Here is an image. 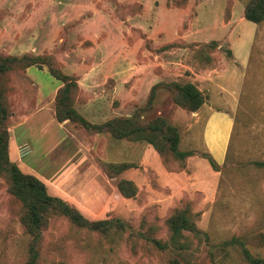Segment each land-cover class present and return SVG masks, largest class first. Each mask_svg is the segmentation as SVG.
<instances>
[{"label":"rangeland","instance_id":"rangeland-1","mask_svg":"<svg viewBox=\"0 0 264 264\" xmlns=\"http://www.w3.org/2000/svg\"><path fill=\"white\" fill-rule=\"evenodd\" d=\"M83 1L90 5L92 0ZM100 2L103 5L110 0ZM248 2L191 0L190 14L181 26L182 33L201 31L211 38L222 37L221 44L219 42L213 51L212 61H204L209 70H214L213 75H220L212 89H204L205 109L229 112L234 120L231 127L224 122L214 124L224 130L223 139L228 140L218 170L210 164L205 145L207 113L200 112L188 120L181 118L175 109L187 110L174 103L166 90L159 93L155 109L148 114L163 115L178 124L182 133L180 147L194 151L185 166L177 161L166 171L161 156L147 143L112 139L109 135L100 138L97 136L100 134L92 136L84 129H73L71 124L69 131L60 129L59 122L49 116L50 111L45 122L48 131L43 130V123H36L38 127L30 132L33 123L12 128L20 124L22 100L19 90L13 96L12 159L24 171L45 181L50 194L74 203L89 219H120L125 224L114 225L106 232L90 230L51 211L43 229L39 264H251L241 245L223 244L233 236L242 237L253 255L264 257V168L255 164L264 160V22L246 19ZM58 4L59 0H0V53L21 56L28 52H47L55 54L61 62L59 55L72 51L78 43L73 44L69 39L74 27H64L61 19L51 20L59 13ZM187 6L169 5L164 9L160 3L153 11L156 16L163 14L165 19L175 18L174 13ZM43 13L48 20L33 26L32 21L37 23ZM28 19H31L29 23ZM228 38L234 40L237 56ZM90 43L86 40L80 51L86 52ZM189 61L197 62V59L192 55ZM25 75L26 71H14L13 83L24 84ZM38 78L44 90L51 89L52 81H56L50 74L39 73ZM109 82L112 86L114 80ZM142 94V90L137 91V96L144 101ZM116 101L114 106L104 107L106 111L99 118L132 115L138 108L137 102L121 109ZM31 104L29 110L36 108ZM76 107L85 113L81 104L76 103ZM101 120L93 122H103ZM27 138L26 143L20 142ZM100 158L138 163L121 175L136 180L139 187L136 196L126 198L119 192L118 178L105 173ZM185 206H190L191 217L203 234L187 232L178 242L185 246L180 256L155 248L148 240L151 237L176 246L166 221L173 209ZM21 214L22 204L9 192L8 183L0 176V264H25L29 259L33 236L26 229Z\"/></svg>","mask_w":264,"mask_h":264},{"label":"crops","instance_id":"crops-1","mask_svg":"<svg viewBox=\"0 0 264 264\" xmlns=\"http://www.w3.org/2000/svg\"><path fill=\"white\" fill-rule=\"evenodd\" d=\"M125 1L128 2L124 3V0H118L124 6L141 4L142 10L136 13L129 12L125 18H121L116 12L117 2L113 0H110L111 4L105 2L103 5L100 0L97 2L92 0L90 5L83 4V0H74L69 3L66 0H59L57 6L59 13L57 17H52L51 19L56 22L61 19L64 27H74L70 32L71 36L69 39L73 44L76 42L78 44L72 48V51L67 50L60 54L59 59L66 73L79 76L81 99L77 101V105L81 104L84 107L85 113H82L87 118L89 116L92 117L93 120L89 118L91 121L98 119L105 121L116 116H108L106 119L99 118L106 111L104 107L114 106L115 100H117L116 103H118L121 109L135 102L144 104L152 86L168 75H174L175 78L172 79L194 82L203 91L205 88L212 89L220 80V75H213L214 70H209L208 63L205 64L204 60L200 61L196 57L195 51L200 45L213 40L220 42L222 37L211 38L204 35L201 31L181 32L184 18L190 14L189 8L191 0L186 8L180 9L175 13L174 11L172 12L177 17L166 19L163 17V14L162 16H156L154 7L158 9L160 3H162V6L166 9L169 7V0H147L145 2L141 0ZM162 12L164 13L165 10ZM31 13L33 15L32 11ZM60 13L62 14L60 15ZM47 17L43 13V15L37 18V23L32 21L31 24H34L33 26L44 24L48 20L46 19ZM40 18L41 21L39 20ZM29 21L31 19H28L27 23ZM79 33L80 39L78 38ZM143 34H146V36H143ZM61 39L64 40L63 36H61ZM228 39L231 43L233 53L237 56L234 44L232 43L234 40L232 38ZM86 40H89L91 43L85 50L86 52L83 53L79 48H82L81 46ZM174 41H181L184 45L161 50L162 46ZM193 43H198V45L192 46ZM74 49L76 52H73ZM192 55L197 59V62L189 61ZM39 73L51 75L46 66L43 68L31 66L26 70L24 84L15 82L21 93L22 100L20 99L19 106L20 124L17 125L18 127L13 126L12 128L18 129L23 125L33 123V126L29 128L30 132L38 127L36 123L38 125L39 123H43V130L48 131L49 126L47 124L45 125V122L48 119L47 113L49 111V116L57 120L55 116V98L63 83L55 79L56 81H52L51 89H45V91L43 82L38 78ZM111 79L114 80V83H112V86H109ZM138 90L139 92L142 90L144 101H141V96H137ZM110 96L112 98H109ZM31 103L36 107L33 110L28 109ZM205 105L206 103L196 112L180 111L178 109H175V112L181 118H186V120L199 115L200 112H203V114L207 113L205 145L208 152L218 162H222L225 154L224 149L228 145V140L223 139L225 134L224 130L214 124L224 122L231 127L234 123L233 116L223 110L205 109ZM36 116L39 117L35 120ZM174 121H176V118ZM58 122L60 129H67L69 131V124L75 129V126L69 120ZM97 136H100V138L104 137L103 135ZM27 140L29 138L23 141L21 140L20 142L26 143ZM96 142H98L96 143L98 146V139ZM12 143L13 137L11 142V155ZM16 147L18 148V143ZM144 163H147L155 169V166L151 163L146 161ZM166 170L167 168L165 167Z\"/></svg>","mask_w":264,"mask_h":264},{"label":"trees","instance_id":"trees-1","mask_svg":"<svg viewBox=\"0 0 264 264\" xmlns=\"http://www.w3.org/2000/svg\"><path fill=\"white\" fill-rule=\"evenodd\" d=\"M117 2L116 12L121 18L127 13H136L142 10L141 4L127 5ZM189 0H170L171 6H185ZM122 9V10H121ZM246 19L261 23L264 22V0H249L245 9ZM146 36V34H143ZM184 43L174 41L161 47V50L181 47ZM193 43L192 46H197ZM219 41L213 40L200 45L196 51V57L200 61L210 63L213 59V51L217 49ZM31 66H47L53 77L60 80L63 86L58 90L55 98V115L58 121L69 120L77 129H84L89 135H109L112 139H124L135 142H145L152 146L161 156L164 166L171 170L179 161L181 164L194 154L190 149L180 147L182 141L181 128L171 119L163 115L150 116L148 111L155 109L160 92L168 91L170 97L181 108L188 112L198 111L206 102V95L194 82L178 79H162L155 83L144 105L139 103L132 115H117L103 122H93L83 115L76 103L80 100L79 76L68 74L63 69V64L53 53L34 54L25 53L21 56L8 53H0V176L8 183V190L14 198L22 204L21 219L26 229L32 234L29 259L25 264H39L43 229L49 222L51 211L65 216L73 224L90 230L108 231L114 225L125 226L120 219L91 220L84 215L80 208L66 199L49 193L48 186L34 173L24 171L22 167L12 159L10 131V119L15 104L14 95L19 88L13 83L14 71H26ZM135 105V106H136ZM208 159L212 167L219 169V163L212 154ZM100 166L105 173L117 179V188L126 198H132L138 193L139 187L135 180L121 176L130 168L137 167L138 163L130 160L113 161L99 159ZM255 164L264 168V160L255 161ZM120 176V177H119ZM190 206L177 207L167 217V225L172 232V241L175 247L156 237L148 240L160 251L174 253L180 256L185 248L179 244L181 238L186 237L187 232L196 235L203 234L198 229L190 214ZM205 235V234H204ZM176 242V243H175ZM224 245L239 244L242 247L245 258L251 264H264L263 256H255L246 246L242 237L233 236L223 242ZM178 263L177 259H174Z\"/></svg>","mask_w":264,"mask_h":264}]
</instances>
